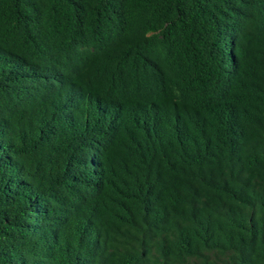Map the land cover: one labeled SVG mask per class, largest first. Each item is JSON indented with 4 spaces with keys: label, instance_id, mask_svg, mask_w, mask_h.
I'll list each match as a JSON object with an SVG mask.
<instances>
[{
    "label": "trees",
    "instance_id": "1",
    "mask_svg": "<svg viewBox=\"0 0 264 264\" xmlns=\"http://www.w3.org/2000/svg\"><path fill=\"white\" fill-rule=\"evenodd\" d=\"M0 264H264V0H0Z\"/></svg>",
    "mask_w": 264,
    "mask_h": 264
}]
</instances>
